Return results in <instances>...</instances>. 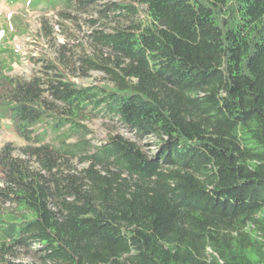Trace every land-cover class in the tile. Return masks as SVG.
Here are the masks:
<instances>
[{
    "label": "trees",
    "instance_id": "obj_1",
    "mask_svg": "<svg viewBox=\"0 0 264 264\" xmlns=\"http://www.w3.org/2000/svg\"><path fill=\"white\" fill-rule=\"evenodd\" d=\"M21 1L89 30L0 58V264H264V0Z\"/></svg>",
    "mask_w": 264,
    "mask_h": 264
},
{
    "label": "rangeland",
    "instance_id": "obj_2",
    "mask_svg": "<svg viewBox=\"0 0 264 264\" xmlns=\"http://www.w3.org/2000/svg\"><path fill=\"white\" fill-rule=\"evenodd\" d=\"M19 18H16V17ZM21 16V17H20ZM42 16L48 18L47 21V32H41L39 34L40 19ZM55 14L53 11L45 13L41 8H32L27 2L18 1L16 3H11L8 0H0V50L4 48H11L13 52L20 53V59H16L15 56H11L10 52H0V58L7 60L12 64V73L23 74L29 77L37 68L42 65L43 61L37 59L33 62L29 59V55L36 57H42L48 55L50 51H55L59 44L67 43L73 49L81 47L80 40H85V32L89 30L87 25H82L81 27H75L74 25L70 28L72 32L62 29L60 25L55 21ZM20 18L27 23L29 33L18 34L15 31V19L20 21ZM37 33V37H35ZM12 34H15L11 37ZM39 35V36H38ZM74 35H79L78 37ZM79 45V46H77ZM14 52V53H15ZM103 76L101 72H93L91 76L79 77L77 76L78 82L84 84L95 83L97 76ZM100 79V78H99ZM104 122L109 123V121L104 120L101 116L94 117L91 122V127L94 130L95 135L104 136L106 133V126ZM11 121H4L2 127L0 128V148L7 142L13 141L17 146L24 145L26 143L25 138H23L18 133L14 132L11 126ZM119 130L125 135L134 137L133 133L126 126H119ZM154 137H148L142 140L146 145V148L150 149L152 152L158 149L156 143H154Z\"/></svg>",
    "mask_w": 264,
    "mask_h": 264
}]
</instances>
